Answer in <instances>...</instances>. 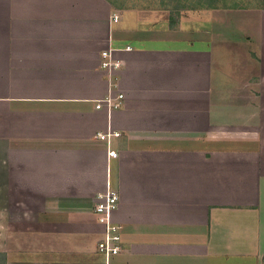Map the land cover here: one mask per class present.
<instances>
[{"label":"crops","instance_id":"0c3cea01","mask_svg":"<svg viewBox=\"0 0 264 264\" xmlns=\"http://www.w3.org/2000/svg\"><path fill=\"white\" fill-rule=\"evenodd\" d=\"M141 6L0 0V264H264V7Z\"/></svg>","mask_w":264,"mask_h":264},{"label":"rangeland","instance_id":"374dc122","mask_svg":"<svg viewBox=\"0 0 264 264\" xmlns=\"http://www.w3.org/2000/svg\"><path fill=\"white\" fill-rule=\"evenodd\" d=\"M120 3L125 4V6H133V7H147L151 9H160L167 8L165 11L169 13H174L176 16L188 15L189 13H202L199 10H203L206 8L212 9H220L221 7H264V0H120ZM163 10V9H160ZM168 10V11H167ZM252 10V11H251ZM171 11V12H170ZM225 20L227 24L222 25L223 29L229 25L235 27L239 31L232 29L231 32L225 33L229 38L232 36L234 39H240L235 44L230 47L231 49L239 48L244 50L245 52H253V54L258 59V70L260 71V75L264 73V58L263 53L259 44L255 43V45H247L242 42H246V39H249L247 36H257L259 32V27L261 25V15L259 12H255L253 8L241 11H227L224 14ZM243 35V36H241ZM251 40V39H250ZM253 42L260 41L257 38L252 37ZM262 55V56H261Z\"/></svg>","mask_w":264,"mask_h":264},{"label":"built area","instance_id":"2783aa9c","mask_svg":"<svg viewBox=\"0 0 264 264\" xmlns=\"http://www.w3.org/2000/svg\"><path fill=\"white\" fill-rule=\"evenodd\" d=\"M104 56L107 57V53H104ZM111 62H104V65L107 66L114 64ZM119 98H123V95H120ZM110 101L111 100H109V102ZM111 154L115 157L118 155L116 152H112ZM118 203V191L108 188L105 193L98 195V200L95 206V212L98 216V221L104 225L105 229V236L98 243V250L107 259L111 256L117 255L121 250L122 227L116 221H114L113 217Z\"/></svg>","mask_w":264,"mask_h":264}]
</instances>
